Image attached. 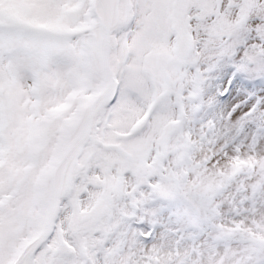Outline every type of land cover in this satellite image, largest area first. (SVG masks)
<instances>
[{
    "label": "snow or ice",
    "instance_id": "obj_1",
    "mask_svg": "<svg viewBox=\"0 0 264 264\" xmlns=\"http://www.w3.org/2000/svg\"><path fill=\"white\" fill-rule=\"evenodd\" d=\"M0 264H264V0H0Z\"/></svg>",
    "mask_w": 264,
    "mask_h": 264
}]
</instances>
